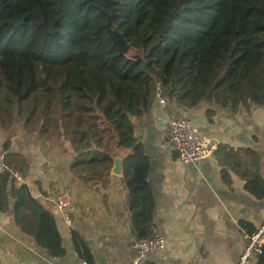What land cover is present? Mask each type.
Returning a JSON list of instances; mask_svg holds the SVG:
<instances>
[{"label":"trees","instance_id":"16d2710c","mask_svg":"<svg viewBox=\"0 0 264 264\" xmlns=\"http://www.w3.org/2000/svg\"><path fill=\"white\" fill-rule=\"evenodd\" d=\"M110 16L125 53L107 29ZM263 72L264 0H0V126L10 134L21 119L28 132L68 141L77 165H88L86 178L94 180L113 163L106 150L126 152L138 237L153 235L154 197L133 119L149 112L157 83L183 109L206 104L211 121ZM9 143L0 211L14 200L23 231L52 257L63 256L52 212L16 182L29 173L30 161L8 152ZM263 187L257 179L247 183L258 196ZM73 238L80 257L93 264L84 238L77 232Z\"/></svg>","mask_w":264,"mask_h":264},{"label":"crops","instance_id":"0c3cea01","mask_svg":"<svg viewBox=\"0 0 264 264\" xmlns=\"http://www.w3.org/2000/svg\"><path fill=\"white\" fill-rule=\"evenodd\" d=\"M206 111V104L188 110L155 97L149 112L133 119L150 160L152 234L162 233L167 240L144 263L237 264L246 234L264 222V194L247 188L254 179L264 184V72L228 107L219 108L211 121ZM179 116L212 140L215 151L210 158L181 161L170 138L171 123ZM7 140L8 152L22 153L30 161L29 173L17 175V184L26 183L31 195L52 212L65 254L52 257L23 231L10 199L9 209L0 211V264H80L73 232L86 241L93 264H126L137 256L131 246L137 233L129 207L126 152L106 150L113 163L94 180L86 178L88 165H77L68 141L28 132L24 120L18 119L10 134L0 126V150ZM116 153L122 156L121 173L113 171ZM64 189L76 208L71 221L62 217L54 201ZM256 263L264 264V259Z\"/></svg>","mask_w":264,"mask_h":264},{"label":"built area","instance_id":"2783aa9c","mask_svg":"<svg viewBox=\"0 0 264 264\" xmlns=\"http://www.w3.org/2000/svg\"><path fill=\"white\" fill-rule=\"evenodd\" d=\"M156 97H158L163 104L167 102L160 82L157 83ZM170 138L178 151L181 161L186 164L206 160L210 158L215 151V145L212 140L208 136L202 134L201 131L185 117L173 119L170 127ZM5 157L6 152L0 150V175L6 168ZM54 201L62 217L66 221H71V217L75 213L76 208L70 198L69 190H61L54 198ZM166 243V237L162 233H154L149 237L135 236L131 242V246L137 251V256L126 264H143L151 253L163 249ZM263 251L264 222L252 233L246 234V245L237 264H253V262L257 264L256 261L261 257ZM80 264L91 263L82 259Z\"/></svg>","mask_w":264,"mask_h":264},{"label":"water","instance_id":"95a60500","mask_svg":"<svg viewBox=\"0 0 264 264\" xmlns=\"http://www.w3.org/2000/svg\"><path fill=\"white\" fill-rule=\"evenodd\" d=\"M111 16H110L109 22L107 23V29L110 33V36L112 37L114 44L118 46L121 53H125L128 50V46L123 36L111 27ZM114 164H115V167L113 171L115 173H121L122 156L119 153L114 154Z\"/></svg>","mask_w":264,"mask_h":264}]
</instances>
